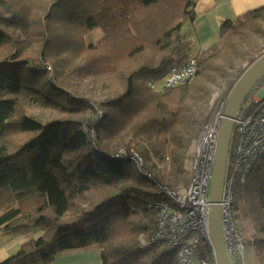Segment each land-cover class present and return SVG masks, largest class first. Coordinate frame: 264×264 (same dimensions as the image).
<instances>
[{
	"label": "trees",
	"instance_id": "16d2710c",
	"mask_svg": "<svg viewBox=\"0 0 264 264\" xmlns=\"http://www.w3.org/2000/svg\"><path fill=\"white\" fill-rule=\"evenodd\" d=\"M197 2L0 0V229L43 231L0 264H51L69 249H99L104 264H180L152 243L161 186L178 187L214 87L264 39L261 6L221 25L190 83L154 90L190 57ZM237 184L234 212L243 198L264 251V153Z\"/></svg>",
	"mask_w": 264,
	"mask_h": 264
},
{
	"label": "built area",
	"instance_id": "2783aa9c",
	"mask_svg": "<svg viewBox=\"0 0 264 264\" xmlns=\"http://www.w3.org/2000/svg\"><path fill=\"white\" fill-rule=\"evenodd\" d=\"M196 73L197 57L190 56L183 63L173 64L165 77L157 82L150 81L149 86L161 92L190 83ZM226 104L227 101L205 126L195 146L193 176L186 191L179 193L161 186L160 192L166 197L155 203L160 209L159 230L152 243L166 242L170 249L177 250L180 264H218L213 259L210 238V188ZM233 135L236 143L232 146L231 140L220 202L221 221L225 247L232 264H247L248 241L237 225L234 212L235 187L237 183L247 181L258 156L264 153V76L253 85L243 102L235 119ZM133 158L141 169L144 163L141 155L134 153ZM201 243H205V247L196 259Z\"/></svg>",
	"mask_w": 264,
	"mask_h": 264
},
{
	"label": "crops",
	"instance_id": "0c3cea01",
	"mask_svg": "<svg viewBox=\"0 0 264 264\" xmlns=\"http://www.w3.org/2000/svg\"><path fill=\"white\" fill-rule=\"evenodd\" d=\"M264 6V0H198L195 6V21L189 30L190 56H197L214 44L220 36L225 21H236L242 14ZM243 230L245 227L242 226ZM43 231L16 234L0 229V262L16 254L21 244L29 238L39 237ZM248 247L246 260L250 261L252 251ZM51 264H104L99 249H69L59 253Z\"/></svg>",
	"mask_w": 264,
	"mask_h": 264
},
{
	"label": "water",
	"instance_id": "95a60500",
	"mask_svg": "<svg viewBox=\"0 0 264 264\" xmlns=\"http://www.w3.org/2000/svg\"><path fill=\"white\" fill-rule=\"evenodd\" d=\"M264 76V53L248 68L231 90L216 151V162L210 188L209 228L211 246L218 264H232L227 253L221 221V198L225 182L227 161L234 133L235 119L253 85Z\"/></svg>",
	"mask_w": 264,
	"mask_h": 264
},
{
	"label": "rangeland",
	"instance_id": "374dc122",
	"mask_svg": "<svg viewBox=\"0 0 264 264\" xmlns=\"http://www.w3.org/2000/svg\"><path fill=\"white\" fill-rule=\"evenodd\" d=\"M261 27L264 30V23H262ZM102 36H103V31L100 28H97L93 30L89 35H87L86 41L87 43L96 42ZM262 36L264 35L262 34ZM256 44H257L255 45L256 51L253 52L254 54H248L245 60L240 62V70H241V72L239 73L240 76L238 75L234 81L231 80L230 82H229V78H225L221 82L220 85H217L214 87V93L212 95V98L210 99V105H211L212 111H211V116L208 122L211 120L213 116H215V114L218 113L217 110L220 109L222 105L225 104V102L228 100L231 90L233 89L237 81L240 79V77L248 70V68L255 62V60H257L264 53V39L262 37H259V39L256 41ZM224 112H225V109H224ZM208 122L201 128L199 137L196 143H194V145L192 146L191 155L186 160L185 172L180 174L176 171L178 173L176 175L180 182L178 184V187H175V190L179 193H184L186 191L187 185L191 181V178L193 176V169H194L193 159H194V154H195L194 153L195 146L198 140L200 139L203 129L208 124ZM234 138L235 136L233 135L232 146L235 145L236 143ZM167 165L168 164H166V162L162 163L163 167L164 166L167 167ZM142 170L147 176H150L148 171L144 169ZM235 218H236V222L240 228L241 233L243 234L245 239L248 241L246 245V252H247L248 247H252L250 248V251H252L251 259L249 262H247L246 260V263L247 264H264V251L261 250L260 247L255 246V244L253 243L256 236L258 235L256 223L254 219L252 218V216L247 211V205L243 198L239 200V209L238 211L237 210L235 211ZM242 226L245 227V230L242 229L243 228ZM200 246L201 248H204L205 243H201ZM199 252L201 253L202 251H199ZM208 255L211 257V253L209 250H208Z\"/></svg>",
	"mask_w": 264,
	"mask_h": 264
},
{
	"label": "bare ground",
	"instance_id": "6f19581e",
	"mask_svg": "<svg viewBox=\"0 0 264 264\" xmlns=\"http://www.w3.org/2000/svg\"><path fill=\"white\" fill-rule=\"evenodd\" d=\"M240 229V228H239ZM213 259H216L215 254H213ZM217 260V259H216Z\"/></svg>",
	"mask_w": 264,
	"mask_h": 264
}]
</instances>
